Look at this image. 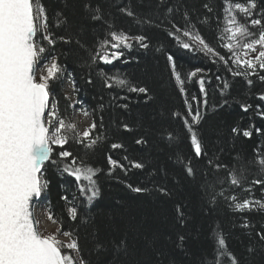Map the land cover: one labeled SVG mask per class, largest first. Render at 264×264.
I'll use <instances>...</instances> for the list:
<instances>
[{
  "label": "trees",
  "instance_id": "16d2710c",
  "mask_svg": "<svg viewBox=\"0 0 264 264\" xmlns=\"http://www.w3.org/2000/svg\"><path fill=\"white\" fill-rule=\"evenodd\" d=\"M233 2L244 3L245 0ZM40 3L47 12L49 31L55 37L65 36L71 41L65 43L57 39L51 52L66 69L63 81H68L71 74L80 89L77 94L68 83L72 97L65 99L68 95L61 87L63 81H55L50 88L53 99L59 102L62 114L70 118L74 108L68 105L82 100L83 107L91 113V124L95 120L97 133L104 136L86 156L88 163L102 170L96 177L100 195L90 206L82 202L72 177L62 175L51 162L44 165L43 178L50 183L39 206L43 205L46 213L51 209L54 218H58L54 223L60 227V232L76 233L82 254L91 264H159V261L163 264H205V261L212 264L210 257L217 234L224 236L228 249L240 264H264V242L257 236L258 232L264 231V210L239 211L226 198L235 195L240 201L264 202V184L254 183L264 181V166L258 163L264 158V117L258 114L264 112V101L259 99L264 94V81L257 76H233L228 70L243 69L231 62V53L218 39L225 26L224 0H40ZM86 4L90 8H86ZM97 7L101 9L102 21L91 19ZM168 8L173 11L168 13ZM122 9L133 11L135 16L129 17ZM256 12L257 18L264 14V0H257ZM238 18L246 22L242 13H238ZM138 20L153 23H137ZM169 21L181 27L194 25L206 42L229 60V64L224 65L211 54L181 48L165 30L171 27ZM109 25L112 30L147 36L149 48L141 49L134 44L130 51L125 50L127 63L122 59L111 65L99 61L92 64L88 52L80 44L90 51L98 40L106 37ZM251 30L259 31L257 28ZM167 54L175 58L176 71L185 80V93L194 111L196 101L192 98L204 99L198 78L205 79L207 105L201 103L202 118L193 126L205 149V154L200 157L194 155L190 134L182 122L187 116L184 94L173 77ZM196 69L202 71L188 79L187 73ZM257 71L264 75V71ZM101 72L145 86L149 93L145 96L126 88H106ZM89 79L91 84L87 82ZM247 79L253 83L249 85ZM224 81L229 87L221 94ZM125 104L127 108L123 107ZM245 104L251 106L247 111L242 108ZM76 105L80 109L81 105ZM100 117H103L102 128ZM124 124L132 130L126 131ZM233 129L238 131L233 132ZM244 130L252 131L251 138L242 135ZM137 139L147 143L138 145ZM112 143H121L124 147L112 149ZM53 148L52 159L58 160L57 153L61 149ZM65 148L75 155L84 154L81 146L73 142ZM108 155L129 167L127 173L117 168L109 174ZM124 156L130 161L144 163L145 168H130L123 160ZM216 164L226 167L216 169ZM186 166L193 167L195 178L187 175ZM230 172L240 180L239 187L230 183ZM204 173L208 174L207 182ZM217 178L220 183L216 182ZM129 184L147 191L135 193L127 187ZM160 188L167 189L169 195H163ZM221 191L223 196L219 195ZM64 195L70 201L76 196L73 203L81 216L90 215L94 224L70 220L67 208L71 205L61 199ZM177 205L184 213L183 225L177 221ZM245 224L250 227H244ZM178 235L185 236L182 248L177 247ZM62 236L71 242V236ZM122 237L128 241L127 254L113 251L111 241H119ZM97 241L108 250L98 255ZM158 253L163 255L158 257Z\"/></svg>",
  "mask_w": 264,
  "mask_h": 264
},
{
  "label": "snow or ice",
  "instance_id": "6c2138e0",
  "mask_svg": "<svg viewBox=\"0 0 264 264\" xmlns=\"http://www.w3.org/2000/svg\"><path fill=\"white\" fill-rule=\"evenodd\" d=\"M90 8V5H85ZM207 8L208 6L205 5ZM257 0H245L244 3L233 2V0H224V23L225 26L218 37L221 46L228 50L232 55V63L237 68L243 69L236 71L231 68L233 76H257L260 81H264V75H260L257 69L264 71V14L257 18ZM129 17H134L135 13L128 9H122ZM172 8L167 12L171 13ZM211 11V9H209ZM101 9L97 7L91 19L102 21L100 15ZM238 13H242L246 22H241ZM187 19V13L184 14ZM137 23L152 24L153 21H137ZM163 21L161 22V25ZM170 28H166L167 34L175 39L179 46L185 50L201 51L205 54H211L217 57L224 65L229 64L225 56L220 55L211 47L203 36L195 30V26L186 24L181 27L169 21ZM161 25H157L158 27ZM109 30L105 38L97 41L96 45L89 51L87 47L80 44L86 52L92 64L102 62L111 65L117 60L125 59V50H131L134 44L141 49H148V37L145 35H131L123 30ZM257 28L258 32L251 29ZM57 39L70 43L65 36L55 37L49 31L47 12L40 0H0V264H91V261L82 254V248L79 238L75 232H58L64 236H71L70 243L65 244L57 238L58 234L42 235L39 229V221L35 217L36 203L41 194L47 189L50 181L43 178L45 162H51L56 165L61 174L72 177L76 183L77 191L88 206L92 205L100 195V188L96 177L102 171L87 162L86 156L93 151L98 143L104 139L102 134L97 133V122L93 120L92 124L82 133L70 117L62 114L59 108V102L51 98V84L55 81H63L65 67L57 62V58L52 55L51 49L57 43ZM45 41L47 42L45 44ZM240 49V51H237ZM159 51V49H157ZM250 53H256L254 57L249 58ZM167 61L171 67L173 77L179 87V91L184 94L187 116L183 119L190 134L191 144L194 147V155L200 157L205 154L201 141L193 131V126L198 124L202 118L200 110L201 103L207 105V92L204 89L205 79L198 78L203 101H196L195 111L193 105L188 102L185 93V80L181 74L176 71L175 58L167 54ZM43 60L44 63H40ZM46 66L45 74L37 79L36 72ZM201 69H196L187 73L188 79L196 77ZM104 87L106 88H126L129 92L148 95L149 89L145 86L132 84L129 80L119 75L109 76L101 72ZM219 79V78H218ZM92 83L91 79L87 81ZM67 83L71 84L73 90L78 94L80 92L76 81L69 74ZM251 85L253 81L247 79ZM64 85L62 84L61 87ZM227 81L223 82L224 90L228 89ZM65 99L70 97L65 96ZM264 101V94L259 96ZM227 103V101H225ZM76 104L81 105L80 111L84 115L91 113L83 107V101L78 100ZM76 104H69L68 107H76ZM103 108V105H100ZM127 108V104L123 105ZM250 105H242L244 111H247ZM264 117V112L258 113ZM174 115L179 116L180 113ZM100 127H103V117H100ZM126 131L132 129L128 124H124ZM233 129V132H237ZM257 132L260 129H256ZM252 131L244 130L242 135L251 138ZM169 134V139H172ZM70 142L79 144L84 150L83 155H75L67 150L65 145ZM138 145L147 143L144 139L135 141ZM53 146H58L61 150L57 153L58 160L52 159L54 151ZM112 149H121L124 147L121 143H112ZM130 168L144 169L145 164L136 160H128L123 157ZM108 172L111 174L119 168L125 174L129 170L124 163L113 159L111 155L107 156ZM211 164V161H209ZM259 165L264 166V158L258 160ZM216 169L226 167L220 164L214 166ZM185 171L188 176L195 178L193 167L186 166ZM207 182V173L202 174ZM230 183L234 186H240V180L234 172L229 173ZM217 183L220 179L217 178ZM255 184H264V181L256 180ZM131 191L142 193L146 188L133 187L127 185ZM213 187L214 186H210ZM159 191L168 196L169 192L165 188ZM250 191V189H249ZM219 195L223 196L221 191ZM231 200L232 206L239 211H260L264 210V202L254 199L238 200L235 195L226 197ZM66 204L71 205L67 208V215L70 220L82 223L84 225L94 224L90 215L81 216L78 207L73 201L77 199L73 196L69 200L67 195L61 197ZM215 194L213 195V200ZM48 219L56 222L54 213L51 209L47 211ZM177 221L183 225L184 213L180 206H176ZM244 227H250L245 224ZM257 236L261 242H264V231L258 232ZM177 247L182 248L185 236L178 235ZM114 252L128 253V241L121 238L119 241H111ZM97 254H102L108 249L102 243L97 241L95 245ZM163 253H158V257ZM212 264H240L236 256L228 249L226 239L222 234H217L213 253L210 257ZM159 264H163L159 261ZM207 264V261H205Z\"/></svg>",
  "mask_w": 264,
  "mask_h": 264
},
{
  "label": "rangeland",
  "instance_id": "374dc122",
  "mask_svg": "<svg viewBox=\"0 0 264 264\" xmlns=\"http://www.w3.org/2000/svg\"><path fill=\"white\" fill-rule=\"evenodd\" d=\"M255 55H256V53H250L249 58L254 57ZM45 72H46V66L44 68H40L37 71V75H36L37 79H39V77L42 74H45ZM63 83H64V86L62 88L63 92L66 95H68L69 97H72V90H71L69 84L67 83V81L65 79H64ZM50 99H53L52 95H51ZM71 99L75 100V98H71ZM71 120L77 125V128L81 133L91 125L90 116L89 115L86 116L82 112H80L77 105L74 108V110L72 111ZM53 147H58V146H53ZM42 195H43V193H42ZM39 204H40V202L36 205L35 216H36V219L40 222L39 223V229L41 231V234L42 235L58 234V232H60V227L48 219V215H47L45 209L43 208V205L39 206ZM43 221H46L48 223V227H45V228L42 227L41 224ZM57 238L60 239L61 241H63L65 244L70 243V240L63 237L61 234H58Z\"/></svg>",
  "mask_w": 264,
  "mask_h": 264
},
{
  "label": "water",
  "instance_id": "95a60500",
  "mask_svg": "<svg viewBox=\"0 0 264 264\" xmlns=\"http://www.w3.org/2000/svg\"><path fill=\"white\" fill-rule=\"evenodd\" d=\"M36 75H37V72H36ZM45 164H47V162H45ZM42 171H43V169H42ZM41 199H42V194H41V196L39 197V199H38L36 205L41 201ZM35 210H36V208H35ZM35 217H36V216H35Z\"/></svg>",
  "mask_w": 264,
  "mask_h": 264
},
{
  "label": "bare ground",
  "instance_id": "6f19581e",
  "mask_svg": "<svg viewBox=\"0 0 264 264\" xmlns=\"http://www.w3.org/2000/svg\"><path fill=\"white\" fill-rule=\"evenodd\" d=\"M41 225H42V227H44V228H45V227H48V223H47L46 221H43Z\"/></svg>",
  "mask_w": 264,
  "mask_h": 264
}]
</instances>
